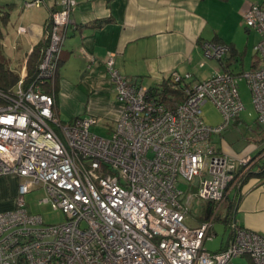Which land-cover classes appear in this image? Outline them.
<instances>
[{"label":"built area","instance_id":"1","mask_svg":"<svg viewBox=\"0 0 264 264\" xmlns=\"http://www.w3.org/2000/svg\"><path fill=\"white\" fill-rule=\"evenodd\" d=\"M44 1L23 0V8ZM76 4L56 1L35 79L23 73L9 92L0 90V176L20 179L14 208L0 212V264H231L237 257L264 264V233L232 222L228 245L209 251L204 243L214 237L215 217L185 224L191 201L221 203L245 164V156L236 161L218 152L210 137L243 110L240 78L264 129V3L243 15L260 34L254 50L261 65L240 75L223 68L203 80L173 72L169 83L184 95L180 102L167 103L161 86L122 75L111 54L105 66L121 108L107 138L92 132L93 116L64 123L56 110L55 78ZM201 47L220 63L229 52L209 41ZM206 102L222 113V124H205ZM192 183L195 191L182 190ZM35 190L44 191L38 205L60 211L63 222L45 223L30 211L24 197Z\"/></svg>","mask_w":264,"mask_h":264},{"label":"crops","instance_id":"2","mask_svg":"<svg viewBox=\"0 0 264 264\" xmlns=\"http://www.w3.org/2000/svg\"><path fill=\"white\" fill-rule=\"evenodd\" d=\"M18 1L20 12L26 11L27 9L23 8V0ZM56 1L45 0L42 5L47 15L42 22L33 24L35 26L33 29L26 28L24 33L29 39L30 47L23 53L25 60L33 47L46 37L45 25L49 11L54 9ZM76 2L71 11L74 26L68 28L63 41L55 79L57 113L59 115L60 107L61 109L63 107L60 98L68 94L66 88H71L69 80L75 77L78 89L74 93L87 95V98L91 99L97 97L100 105L98 112L109 114L116 119L121 105L118 101L110 103L113 89L105 66V61L111 54L114 55L116 68L122 75L146 87L160 86L158 84L173 72L182 75L189 73L193 79H206L200 76L206 59L202 54L201 44L214 40L232 48L234 58L228 54L225 61L230 58V67L234 66L236 62L241 61L237 60L236 56L242 55L238 48L239 39L242 36L244 38L243 32L248 34L252 31L245 26L243 15L250 5L264 3V0H76ZM14 6L15 2H12L11 12ZM259 40L260 38L257 42ZM260 65L261 58L254 50L250 69ZM240 70H243L242 65L235 73ZM212 71L213 74L220 69ZM261 132H264V129H261ZM224 134L223 131L216 133L219 135V141L213 140V144L218 152L226 154L232 160L237 161L239 157L245 155L253 156L264 148V133H260L261 138L252 146L241 151H235L227 144L221 145ZM260 164H264V159ZM258 166L253 170L260 169ZM259 171L255 175L239 177L240 179L236 177L234 182L230 183L222 201L225 202H221L223 205L213 203L209 209V201L196 198L191 201L185 218L187 226L198 227L203 221L215 217L212 230L214 237L218 234L215 223L221 222L224 226L217 246H208L205 241L204 247L207 250L218 251L228 245L232 234L230 228L232 222L243 228L264 233V175H261L264 170ZM193 186L194 183L184 187V191H194ZM184 201L182 197V202ZM9 208L13 209V206ZM217 208L219 209L215 214L214 210ZM243 259L244 257L234 258L231 264H237V260L242 262ZM247 259L248 263L253 264L249 258Z\"/></svg>","mask_w":264,"mask_h":264},{"label":"rangeland","instance_id":"3","mask_svg":"<svg viewBox=\"0 0 264 264\" xmlns=\"http://www.w3.org/2000/svg\"><path fill=\"white\" fill-rule=\"evenodd\" d=\"M12 2H15V6L11 12L8 24L5 28H3L4 39L1 41V50L6 57V62L9 65V68L21 77L23 73H25V75L27 73L26 60L23 53L29 49L30 45L28 43L29 39L27 38L26 33H19L18 27L23 25L25 28H29V30L33 29L35 27L33 24L42 22L44 17L47 15V12L43 5L20 12L18 0H0V5L5 6V4ZM243 33L244 38L242 36L238 41V48H240L242 55H236L241 59V61H238L234 66H231V70L234 72L241 69V65L243 72L250 70L252 56L254 54L253 46L258 43L257 40L260 38V34L253 29L248 34L247 32ZM204 61V66L201 68L203 72L200 74L202 78L210 77L213 72L212 70L216 68L220 69V71L223 69L217 59L206 58ZM79 77H81V74H79ZM69 81L71 88H66L68 94L63 95V97L60 98L61 105L63 106L62 109L60 107L59 112V118L61 121L69 123L76 117L93 116L96 119V123L92 127V132L104 138L109 137L110 130H112V126H114L116 119L109 114L98 112L100 110V105L97 102V97L91 99L90 97L87 98V95L74 93L75 90L78 89V87H76L77 79H75V77L71 78ZM238 90L244 108L241 113L236 118L232 119L222 130L225 134L223 135V141H221V145H230L235 151H241L243 148L252 146L257 139L261 138L260 133H264L261 132L262 128L256 122V108L253 103L252 93L245 79L240 78L238 81ZM113 102H117L114 90L110 95V103ZM201 111V117L206 125L216 127L224 122L222 113L211 102H206L202 105ZM218 136L216 134H211V141H219ZM240 158L241 157H239V159ZM244 158L246 161L244 166L240 167L242 168V172H239L240 176H242L247 170L254 169L260 164V161L264 159V148L258 151L255 155H245ZM235 178L236 175L234 179ZM238 179L240 178L238 177ZM19 180V177L13 174L0 176V208H2L0 209V212L11 210L9 208L11 205L14 208L16 197L18 196L17 185L19 184ZM233 182L234 180H232L231 183ZM180 185L182 186V190H185L184 187L186 186L183 184ZM193 189L195 191V187H193ZM43 196V190H35L25 195L24 198L30 208V211L41 214L44 217L45 223L52 224L63 222L65 217L60 211L54 210L50 206L38 205L39 199ZM218 209L219 208L214 210L215 214L218 212ZM215 228L218 234L207 240L208 246L215 247L220 241V235L223 233L224 226L221 222H216ZM248 262L249 260L246 257H244L242 262L237 260V264H250Z\"/></svg>","mask_w":264,"mask_h":264},{"label":"trees","instance_id":"4","mask_svg":"<svg viewBox=\"0 0 264 264\" xmlns=\"http://www.w3.org/2000/svg\"><path fill=\"white\" fill-rule=\"evenodd\" d=\"M12 3H7L5 4V6L0 5V90L5 91V92H9L14 85L17 83V81L19 80L20 76L13 72L12 69L9 68V65L7 64V60L6 57L4 56L2 50H1V41L4 38V33H3V28L6 27L7 23L9 22V18H10V13H11V9H12ZM52 9L49 11L51 12ZM50 22V13H49V18L46 22L45 25V32L47 33L48 30V25ZM210 42L213 43H220L223 44L219 41H214V40H210ZM46 40L43 39V41H41L40 43H38L37 45H35L33 47V49L31 50V52L28 54V56L26 57V69H27V73H26V79L27 80H33L35 79V76L37 74V66L38 63L41 59V53L42 50L45 46ZM228 47V46H227ZM228 51L229 54L231 56V58H234V53L232 52V48L228 47ZM240 59L239 57H237V60ZM230 58L227 59V61H223L221 64V67L226 69L228 72H232L233 74L235 73L234 71L231 70L230 67ZM234 61V60H233ZM237 72V71H236ZM243 72V70H240V72L235 73L236 75H240ZM57 76V75H56ZM56 79V78H55ZM171 80V75L165 79L162 80L161 84H158L162 87L163 89V98L167 100V103H177L178 101H182L184 98V95L182 94V92L176 88H172L170 86L169 81ZM156 86H154L155 88ZM56 90V87H55ZM46 91H49V89L46 88ZM260 167V169L258 170H247L245 173H243L242 176L239 175V172H242V168H240L239 170H237V174L236 177H243V176H249V175H255L257 173V171L264 170V164H260L258 166V168ZM260 173V171H259ZM260 175V174H259ZM261 175H264V172L261 173Z\"/></svg>","mask_w":264,"mask_h":264},{"label":"water","instance_id":"5","mask_svg":"<svg viewBox=\"0 0 264 264\" xmlns=\"http://www.w3.org/2000/svg\"><path fill=\"white\" fill-rule=\"evenodd\" d=\"M212 202L209 203V209L211 208Z\"/></svg>","mask_w":264,"mask_h":264},{"label":"clouds","instance_id":"6","mask_svg":"<svg viewBox=\"0 0 264 264\" xmlns=\"http://www.w3.org/2000/svg\"><path fill=\"white\" fill-rule=\"evenodd\" d=\"M45 39V38H44ZM46 40V39H45ZM210 202V201H209ZM213 204V203H212Z\"/></svg>","mask_w":264,"mask_h":264}]
</instances>
